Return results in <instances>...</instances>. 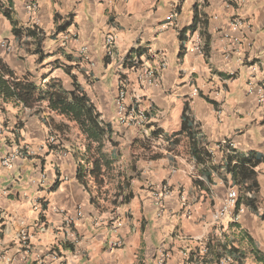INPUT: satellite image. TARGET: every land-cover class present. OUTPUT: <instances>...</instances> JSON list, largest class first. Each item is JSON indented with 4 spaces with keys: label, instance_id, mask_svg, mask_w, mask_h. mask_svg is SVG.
<instances>
[{
    "label": "crops",
    "instance_id": "crops-1",
    "mask_svg": "<svg viewBox=\"0 0 264 264\" xmlns=\"http://www.w3.org/2000/svg\"><path fill=\"white\" fill-rule=\"evenodd\" d=\"M0 2L13 17L0 12V60L43 88L52 79L81 87L112 128L116 166L101 191H88L77 176L84 145L71 135L76 124L47 101L23 107L0 96L1 264H156L163 252L167 264H186L208 242L212 260L229 243L264 254V0ZM235 17L243 24L234 29ZM162 58L166 67L149 83L145 70ZM54 134L60 144L49 147ZM16 147L24 157L3 166ZM228 152L233 164L260 159L251 166L258 191L248 190L257 210L241 198L236 224L219 211L229 189L252 183L225 171ZM163 185L171 193L159 206Z\"/></svg>",
    "mask_w": 264,
    "mask_h": 264
},
{
    "label": "trees",
    "instance_id": "trees-1",
    "mask_svg": "<svg viewBox=\"0 0 264 264\" xmlns=\"http://www.w3.org/2000/svg\"><path fill=\"white\" fill-rule=\"evenodd\" d=\"M0 12H3L13 22L11 11L3 9L1 2ZM14 32L17 33L15 27ZM41 40L38 46L39 49L41 48ZM0 96L5 101L23 107H32L38 102L47 101L50 110L74 122L85 140L82 162L77 172L78 180L90 192L101 191L105 187L109 172L116 167L114 155H110L107 148L112 128L110 124L102 120L96 106L81 87L67 90L61 81L52 79L47 87L43 88L41 85L33 82L27 75L22 78L18 77L6 63L0 60ZM185 120L187 122L188 117H185ZM22 124L21 121H18L16 126L11 130L16 140L22 129ZM192 128H195L194 124H188V133L191 134V137L195 133ZM154 134L159 135L160 133L159 131H155ZM167 140L169 143H174L177 139L167 137ZM232 158L233 156L228 152L226 162L224 163L225 171L231 173L233 178L238 182H245L246 178H251L252 183V185L247 183L245 190L240 188V191H238L239 196L235 212L236 214L239 212L241 198H249V202L246 205L256 211L257 207L254 203L256 199L254 196H249L248 193L253 190L255 192L258 191L257 185L255 186L257 181L254 173L251 172V166L259 162L260 159L251 154L233 164ZM238 177H240L239 180ZM95 198V196L92 197V200L95 201ZM114 203L116 204L115 201ZM262 218L264 219V213L262 214ZM236 222L237 220H234L232 223L236 224ZM222 247V249L219 248V251L216 252V260L207 258L211 253L209 242L207 243V252L204 255L201 256L198 253H193L194 255L192 254L190 259L196 264H215L223 257H231L233 261H237L239 264H248L246 259L250 258L253 264H264V254L257 248L246 250L235 246L233 243L224 244Z\"/></svg>",
    "mask_w": 264,
    "mask_h": 264
},
{
    "label": "built area",
    "instance_id": "built-area-1",
    "mask_svg": "<svg viewBox=\"0 0 264 264\" xmlns=\"http://www.w3.org/2000/svg\"><path fill=\"white\" fill-rule=\"evenodd\" d=\"M172 17H173V15H172ZM242 24H243V20L241 19V17H235V20L232 21V26L234 27V29L237 28L238 26L242 25ZM115 41H116V37L114 34H109L106 36L105 47L109 53H112L115 50ZM153 55H154V53H151V56H153ZM160 61H161V63L159 66H153V67H150L147 70H145V72H144L145 79L149 83L155 82L158 78V74H159L160 70L166 67V60L164 58H162ZM247 90L249 93H251L254 90V86L252 85V83L248 84ZM259 93H260V101H264V89L263 88L259 89ZM125 95H126V91L122 87L120 94H119V98H118L120 112L126 111V105L124 103ZM132 116H134V115H132ZM136 116H138L140 123H142V124L145 123L146 121H148V117L143 111L138 112ZM127 119H128V115L124 117V121H126ZM0 133H1V131H0ZM47 144L56 147L60 144V139L56 134L50 135L47 138ZM17 156L24 157L23 148H20V147L17 148L16 147V149L13 152L6 153L1 158V164L3 166H10V165H12L14 159ZM170 193H171V189L167 185H163L159 190H157L156 194H155V198L157 200V205H159V206L163 205L164 199ZM238 196H239V194H238L237 189H235V188L229 189L227 197H226V199L222 205L221 210L219 211L218 217L229 218V219H231V221L238 219V215L235 214L236 213L235 211L237 208ZM41 204H42L41 199L37 198L36 199V206L39 208V206ZM67 225L70 226L69 221H68ZM28 239H29L28 234L26 232H24L22 234L23 244L27 245ZM201 251L203 254H205L207 252V245L206 244L202 245ZM169 257H170V254L168 252H163L161 254V256L158 258L156 264H167ZM10 262H11V260L7 258L5 260V263H3V264H10ZM231 262H232L231 257H223L215 264H228ZM186 264H196V263L193 260H191L190 256H189L187 258Z\"/></svg>",
    "mask_w": 264,
    "mask_h": 264
},
{
    "label": "rangeland",
    "instance_id": "rangeland-1",
    "mask_svg": "<svg viewBox=\"0 0 264 264\" xmlns=\"http://www.w3.org/2000/svg\"><path fill=\"white\" fill-rule=\"evenodd\" d=\"M72 133H71V135H72V137H74L75 138V140L79 143V146H82V144H84V137L78 132V130H76V129H74L73 128V130L71 131ZM48 146L49 147H51L52 145H49L48 144ZM52 147H55V146H52ZM57 147V146H56ZM116 174V167H115V169L114 170H112V171H110L109 172V178L112 180V179H114V175ZM246 262L248 263V264H253V261L250 259V258H248V259H246Z\"/></svg>",
    "mask_w": 264,
    "mask_h": 264
}]
</instances>
